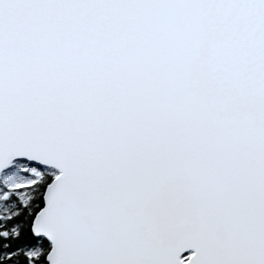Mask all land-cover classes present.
<instances>
[{
    "label": "water",
    "instance_id": "water-1",
    "mask_svg": "<svg viewBox=\"0 0 264 264\" xmlns=\"http://www.w3.org/2000/svg\"><path fill=\"white\" fill-rule=\"evenodd\" d=\"M15 161L49 264H264V0H0Z\"/></svg>",
    "mask_w": 264,
    "mask_h": 264
},
{
    "label": "trees",
    "instance_id": "trees-1",
    "mask_svg": "<svg viewBox=\"0 0 264 264\" xmlns=\"http://www.w3.org/2000/svg\"><path fill=\"white\" fill-rule=\"evenodd\" d=\"M38 169L30 183L18 188L0 180V264H49L51 245L44 237L33 235L32 225L44 207L45 190L57 172Z\"/></svg>",
    "mask_w": 264,
    "mask_h": 264
},
{
    "label": "rangeland",
    "instance_id": "rangeland-1",
    "mask_svg": "<svg viewBox=\"0 0 264 264\" xmlns=\"http://www.w3.org/2000/svg\"><path fill=\"white\" fill-rule=\"evenodd\" d=\"M39 169L36 165L15 161L0 176V180L4 181L6 186L21 187L36 177Z\"/></svg>",
    "mask_w": 264,
    "mask_h": 264
}]
</instances>
